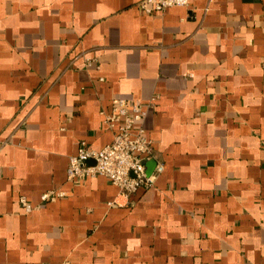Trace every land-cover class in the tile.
Segmentation results:
<instances>
[{
  "label": "crops",
  "instance_id": "crops-1",
  "mask_svg": "<svg viewBox=\"0 0 264 264\" xmlns=\"http://www.w3.org/2000/svg\"><path fill=\"white\" fill-rule=\"evenodd\" d=\"M138 1L0 0V264H264V0ZM154 95L151 187L66 178Z\"/></svg>",
  "mask_w": 264,
  "mask_h": 264
},
{
  "label": "built area",
  "instance_id": "built-area-1",
  "mask_svg": "<svg viewBox=\"0 0 264 264\" xmlns=\"http://www.w3.org/2000/svg\"><path fill=\"white\" fill-rule=\"evenodd\" d=\"M189 1L140 0L137 8L142 13L151 14L164 12L174 6H188ZM95 61V58H85L87 66ZM96 67L99 68V65ZM155 99L156 95L147 102L140 103L120 98L108 109L102 108L99 113L106 128L112 131V140L99 150L89 149L81 141L76 153L69 157L66 178L73 180L100 175L110 180L124 195L133 194L139 188L151 187L157 173L163 168L158 164L151 172H147L146 167L147 161L152 157L153 147L152 140L145 133L143 121ZM63 195L61 190L49 189L40 195V199L53 201ZM19 200L25 211L32 210L33 206L24 196H20Z\"/></svg>",
  "mask_w": 264,
  "mask_h": 264
},
{
  "label": "water",
  "instance_id": "water-1",
  "mask_svg": "<svg viewBox=\"0 0 264 264\" xmlns=\"http://www.w3.org/2000/svg\"><path fill=\"white\" fill-rule=\"evenodd\" d=\"M151 166H152V161H148L147 163H146V167H147V172H149L151 169Z\"/></svg>",
  "mask_w": 264,
  "mask_h": 264
}]
</instances>
